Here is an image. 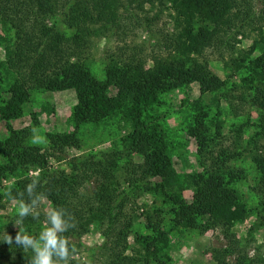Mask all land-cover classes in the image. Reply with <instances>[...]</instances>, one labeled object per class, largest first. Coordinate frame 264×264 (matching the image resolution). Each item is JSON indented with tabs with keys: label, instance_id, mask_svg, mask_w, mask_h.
Here are the masks:
<instances>
[{
	"label": "rangeland",
	"instance_id": "374dc122",
	"mask_svg": "<svg viewBox=\"0 0 264 264\" xmlns=\"http://www.w3.org/2000/svg\"><path fill=\"white\" fill-rule=\"evenodd\" d=\"M99 1L89 5L92 19L84 23L92 31L82 36L78 52V59L97 80L105 79V66L118 53L145 58L147 66L151 64L152 55L181 60L188 66L196 59L182 38L186 18L179 16L170 0L144 2L141 7L137 0H110L106 2L108 7L102 3L104 15L98 18L94 13L95 8L101 9ZM251 1L256 10L264 7V0ZM52 5L51 12L39 16L38 22L44 27H53L66 38L71 37L76 24L73 20H69L73 22L71 25L60 20V4ZM112 5L116 8L118 26L109 18L108 8ZM72 16L76 14L73 12ZM41 34L35 37L34 33L33 45ZM261 35H264V21L260 22V33L248 27L244 34L236 36L233 44L217 43L220 46L205 48L197 57L205 66L201 77L162 92L158 104L142 118V126H135L121 113L78 123L73 108L81 94L91 92L88 83L79 89L30 88L28 97L20 104L19 114L13 113L9 86L14 72L6 62V49L13 48L16 33L0 16V142L14 149L13 133H19L26 144L46 150V168L52 172H71L73 160L104 162L110 151L121 152L122 159L115 158L113 163L109 187L117 184L119 191L127 193L124 213L131 218V228L124 253L132 258L131 264H155L138 238L151 232L153 227H160L165 234V243L159 244L158 255L166 257L168 264H218L214 257L218 253L224 264H264V221L261 218L264 215V106L261 105L264 103V79L252 78L254 72L249 63L238 71H231V62L237 58L245 56L253 60L264 56V45L262 49L253 48L254 40ZM71 48L75 49L73 45ZM44 54L51 63L58 59L54 51L45 50ZM75 58L71 56V60ZM220 81L223 84L216 88ZM108 93L115 95L116 89L110 86ZM128 103L139 107L142 100L129 98ZM199 111L207 112L203 119L207 127L206 139L202 144L190 130ZM153 125L157 126L170 170L164 178H149L151 186L161 184L163 187L131 191L125 166L142 161L141 143ZM48 133L74 134L77 140L62 146L59 142L52 145ZM4 162L0 154V165ZM46 168L29 165L21 175L6 173L0 176V264H31L33 253L30 249L19 246V251L12 250V243H6L4 238L8 235L15 241L21 229L38 236L44 222L26 218L22 225L17 224L16 206L4 193L11 188L15 194L18 182L26 179L30 183ZM196 173L215 175L233 189L245 205L242 214L225 215L216 222L208 215H199L196 221L201 226L175 225L169 197L178 195L189 203L193 196L191 178ZM96 184L92 180L90 187ZM41 191L47 200L42 202L39 211L45 214L53 207L54 198L46 187ZM86 227L80 236L69 239L71 264L85 263L86 248L98 246L103 240L96 221L87 218Z\"/></svg>",
	"mask_w": 264,
	"mask_h": 264
},
{
	"label": "trees",
	"instance_id": "16d2710c",
	"mask_svg": "<svg viewBox=\"0 0 264 264\" xmlns=\"http://www.w3.org/2000/svg\"><path fill=\"white\" fill-rule=\"evenodd\" d=\"M108 1L110 0L99 1L101 9L95 8V11L97 10L95 16L100 18L102 14L104 15L103 4L108 7L109 4L106 3ZM131 1H128V4ZM137 1L138 7H141L144 2L153 0ZM170 1L179 16L186 18L187 24L182 38L189 50L196 55L193 63L188 66L181 60H168L159 55H152L151 64L147 66L145 58L133 54L123 56L122 53H118L112 56L105 66V79L99 81L78 59L82 36L92 31L84 22L88 18L92 19L89 5L95 0H0V16L11 24L16 33L13 48L9 46L6 49V62L14 72V79L9 86L13 113L19 114L20 104L28 97L30 88L79 89L84 83H88L92 88L91 92L87 95L81 94L73 108V115L78 123L97 121L110 114L121 113L133 121L135 126L136 124L142 126V118L158 104L162 92L201 77L205 66L197 60V57L205 48L213 47L217 43L233 44L236 36L244 34L248 27H254L260 33V22L264 21V7L256 10L251 0ZM52 4H60L62 9L60 20H66L69 25L73 22L76 24V30L71 37L66 38L53 27H44L38 22L39 16L51 12ZM123 7L127 8V5ZM77 9L79 12L76 11ZM108 9L113 25L118 26L115 6L112 5ZM73 12L76 16H72ZM32 32L36 34L35 37L39 32L42 33L37 37L38 41L34 45L32 40L35 37ZM72 45L75 49L71 48ZM263 45L264 35H261L254 40L253 48L262 49ZM69 49L73 52L68 53ZM45 50L54 51L58 59L49 62L45 57ZM72 55H75V60H71ZM247 63L251 64L254 72L252 78L264 79L262 55L253 60L245 56L233 60L231 71H238ZM222 84L223 81H220L215 87L218 88ZM110 86L116 89L115 95H109ZM129 98L141 99L142 105L134 107L128 103ZM261 105L264 106V103L262 102ZM206 116L207 112L199 111L194 116V126L190 127L192 135L199 144L206 139L207 127L203 121ZM13 134L16 142L14 149L0 142V154L5 158V162L0 165V176L6 173L21 175L24 168L29 165L38 164L41 169L46 168V150L26 144L19 133ZM47 135L52 145L60 143L62 146L77 140L74 134L48 133ZM141 148L144 150L142 161L125 166L129 189L150 191L156 190L157 186L163 187L161 184L153 187L149 181L150 177H166L170 170L156 125L148 128ZM108 154L104 162L73 160L71 172H52L46 168L38 176L37 191L40 192L46 187L50 197L54 198L53 207L66 209L74 218L75 227L63 234L68 240L80 236L86 230L87 218L96 221L101 228L103 236L101 244L86 248L87 261L82 264H131L132 262V258L124 253L131 228V218L124 213L127 193L123 190L119 191L116 188L117 184L109 187L113 163L115 158L122 159V153L110 151ZM92 180L98 185L90 187ZM191 183L193 196L189 203L178 195L169 197L175 225L201 226L196 221L199 215H208L209 219L216 222V219H221L225 215L237 217L244 211L245 205L239 195L219 177L196 173L192 176ZM27 184L26 179L18 182L15 193L23 190ZM261 218L264 221V215H261ZM28 219L32 220L31 217ZM39 219L44 222L45 214L41 213ZM138 238L144 251L152 256L155 264H168L166 257L158 255L159 244L165 243V234L160 227H153L151 232L139 235ZM12 246V250L19 251V246L14 240ZM214 257L219 261L218 264H224L219 253Z\"/></svg>",
	"mask_w": 264,
	"mask_h": 264
},
{
	"label": "clouds",
	"instance_id": "9594fccd",
	"mask_svg": "<svg viewBox=\"0 0 264 264\" xmlns=\"http://www.w3.org/2000/svg\"><path fill=\"white\" fill-rule=\"evenodd\" d=\"M38 186L39 180L35 178L20 192L14 194L9 188L4 193L16 206L17 224L22 225L28 217L39 219V209L47 196L37 191ZM44 225L38 236L21 229L16 233L15 243L32 251L31 264H71L69 240L63 234L75 227L72 215L66 209L49 207ZM4 241L11 244L13 238L6 235Z\"/></svg>",
	"mask_w": 264,
	"mask_h": 264
}]
</instances>
